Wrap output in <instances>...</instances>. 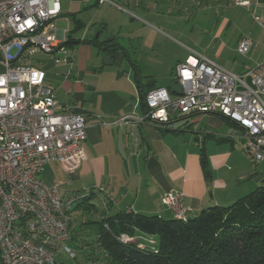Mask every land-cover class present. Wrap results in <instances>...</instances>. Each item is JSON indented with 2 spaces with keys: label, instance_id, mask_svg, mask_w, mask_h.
<instances>
[{
  "label": "crops",
  "instance_id": "obj_1",
  "mask_svg": "<svg viewBox=\"0 0 264 264\" xmlns=\"http://www.w3.org/2000/svg\"><path fill=\"white\" fill-rule=\"evenodd\" d=\"M228 1L115 0L119 6H114L99 5L97 0H61L62 14L53 25L63 48L73 53V64L55 63L47 56L37 66L46 69L47 83L56 90L62 108L87 121L82 154L70 164L54 163L65 174L62 199L82 197L69 214L72 249L75 244V250L86 252L95 245L94 239L86 238L85 224L101 220V198L110 204L111 215L128 210L171 219L172 212L162 202L170 192L183 193L195 217L207 208L231 206L263 186L264 171L253 161L254 171L247 179L257 184L245 186L240 171L233 172L239 165L247 169L249 165L245 145L237 138L243 131L218 114L173 120L164 127L145 124L138 130L114 124L124 116L144 114L140 85L146 91L165 88L157 84L156 75L143 72L144 52L157 54L168 64L161 73L162 84H168L169 75L175 82L176 67L194 53L222 67L208 55L210 46H203L197 28L202 26L201 11L226 8ZM236 1L230 2L238 6ZM239 1L248 3L242 7L251 17L264 22V0ZM108 38L125 53L111 66L103 64L95 46ZM170 45L173 54L164 52ZM56 57L64 55L58 52ZM150 81L152 88L147 86ZM210 144L216 146L212 152ZM202 150L207 169L201 164ZM228 171L234 174L229 179L223 177ZM86 198L100 209L84 212L79 206Z\"/></svg>",
  "mask_w": 264,
  "mask_h": 264
},
{
  "label": "built area",
  "instance_id": "obj_2",
  "mask_svg": "<svg viewBox=\"0 0 264 264\" xmlns=\"http://www.w3.org/2000/svg\"><path fill=\"white\" fill-rule=\"evenodd\" d=\"M97 1L119 6L115 0ZM61 14V0H0V264H55L61 254L76 258L68 244L69 214L82 197L64 200L60 183L48 186L40 178L48 164L78 158L87 140L85 117L62 108L46 69L35 66L43 63L38 54L73 64V53L63 48L53 25ZM249 49L242 40L237 51L247 55ZM58 52L64 58H57ZM175 82L181 95L151 89L142 116H124L114 124L138 130L145 124L164 127L173 118L218 114L242 129L237 138L255 164L264 162V61L233 73L194 53L176 67ZM162 202L174 218L189 220L192 210L183 193L170 192ZM121 240L132 241L127 235Z\"/></svg>",
  "mask_w": 264,
  "mask_h": 264
},
{
  "label": "trees",
  "instance_id": "obj_3",
  "mask_svg": "<svg viewBox=\"0 0 264 264\" xmlns=\"http://www.w3.org/2000/svg\"><path fill=\"white\" fill-rule=\"evenodd\" d=\"M149 91L140 85L144 112ZM201 164L208 168L204 150ZM90 200L79 207L97 212ZM107 207L101 206V220L85 224L86 238L95 244L85 252L90 264H264V186L231 206L190 214L187 222L128 210L111 215ZM123 235L132 241L123 242Z\"/></svg>",
  "mask_w": 264,
  "mask_h": 264
},
{
  "label": "rangeland",
  "instance_id": "obj_4",
  "mask_svg": "<svg viewBox=\"0 0 264 264\" xmlns=\"http://www.w3.org/2000/svg\"><path fill=\"white\" fill-rule=\"evenodd\" d=\"M230 1H228L229 6L225 3L226 8L219 7V9L209 12L201 11L202 26L197 28V30L200 32L203 46H210L208 55L216 59L222 67L229 71L238 72L247 67H255L264 61V27L254 17L250 16L247 7L232 5L233 3ZM242 40H247L250 43V49L247 55H240L237 51L238 45ZM169 48H165L164 52L167 51L173 54V47L170 45ZM156 56L157 54L153 55L150 51H147V53L144 52V60L142 63L143 72L146 75H156L157 84L165 85L164 87L167 88L171 85L174 77L169 75L168 84H162L161 79L163 77L161 73L168 69V64L164 58L161 59V56L156 58ZM36 58L45 61L48 60L47 56L41 54H38ZM152 58L153 60H151ZM37 65L35 64V66ZM225 130L227 131V129ZM215 147V145L210 144L208 149L212 152V150L216 149ZM252 161V158L249 156L248 169L245 167V164H242L239 165L237 170L236 168L233 170V172L240 171V174L243 175L242 183L245 186L257 184V180L247 179L250 173L254 171ZM259 166L264 171V162L259 164ZM250 167L251 170H249ZM233 172L228 171L223 177L229 179L234 176ZM64 175L59 168L51 163L46 166L41 179L49 186H52L55 182L63 183ZM63 184L66 185L65 183ZM147 242L150 244L151 240L147 239ZM73 246L76 258L71 259L68 255L61 254L56 257V264H90L87 261L85 252L75 250V244Z\"/></svg>",
  "mask_w": 264,
  "mask_h": 264
},
{
  "label": "water",
  "instance_id": "obj_5",
  "mask_svg": "<svg viewBox=\"0 0 264 264\" xmlns=\"http://www.w3.org/2000/svg\"><path fill=\"white\" fill-rule=\"evenodd\" d=\"M96 37L99 38V34ZM97 49L99 51V56L102 58L103 64L107 66H111L114 59H117L120 55L124 56L125 54L122 50V47L114 42V38L106 39L104 42H102V45L97 46ZM147 86L152 88L153 82H148ZM170 89L172 94H182V87L177 82H173L170 86Z\"/></svg>",
  "mask_w": 264,
  "mask_h": 264
}]
</instances>
